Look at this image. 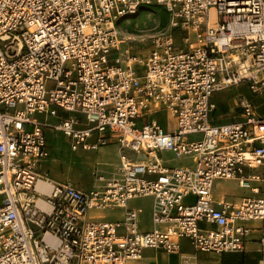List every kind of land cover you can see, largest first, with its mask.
<instances>
[{
  "label": "built area",
  "instance_id": "built-area-1",
  "mask_svg": "<svg viewBox=\"0 0 264 264\" xmlns=\"http://www.w3.org/2000/svg\"><path fill=\"white\" fill-rule=\"evenodd\" d=\"M152 4L170 32L132 54L117 22ZM242 83L264 94V0H0V264H127L178 254L183 239L219 256L253 236L264 264V117L238 96V115L215 119L214 99ZM48 130L71 155L117 144L116 170L88 191L51 178L52 163L40 174ZM161 152L191 165L168 168ZM219 180L252 196L216 199ZM146 197L154 228L143 233L128 203ZM113 209L121 220L89 215Z\"/></svg>",
  "mask_w": 264,
  "mask_h": 264
},
{
  "label": "rangeland",
  "instance_id": "rangeland-1",
  "mask_svg": "<svg viewBox=\"0 0 264 264\" xmlns=\"http://www.w3.org/2000/svg\"><path fill=\"white\" fill-rule=\"evenodd\" d=\"M117 30L124 40L122 47L128 48L132 54L145 56L150 50L151 39L156 36H162L170 32L169 15L162 5L152 4L149 6L141 7L133 16L125 17L117 22ZM176 39H179L178 32L174 34ZM238 96H245L254 106L256 113L264 117V94L256 95L249 91L245 83L237 86L229 87L221 92L217 99L218 110L216 116L224 122L233 120L239 113V110L234 105ZM156 119L167 131H172L174 126L173 118L166 112H160L155 115ZM53 122V121H51ZM48 132H52L49 131ZM47 147L49 151V159L42 168V173H48L51 164V178L58 181L71 184L76 188L83 191H88L90 188V180H92V168H86L85 165L95 167V170L102 171L106 168L103 165H94L92 156L81 158L79 155H74L70 158L67 150V143L65 138L59 135H53L47 140ZM166 157L171 158L170 154H165ZM159 158V156H158ZM96 164L116 163L117 159L114 155L97 154L94 157ZM181 161L173 159L170 165L175 166ZM91 170V171H90ZM44 174V173H43ZM217 194H231L234 196H243L246 192L240 190L234 181H216ZM151 203L150 199H136L129 202V206L133 208H141L142 214L139 217L140 229H151ZM106 214L108 219L118 218L120 210L115 209L112 211L91 212L89 215L98 219V215ZM154 251H147L143 260L129 261L127 264H163L172 262V259H167L159 255L158 261L155 258ZM203 261L206 260V258Z\"/></svg>",
  "mask_w": 264,
  "mask_h": 264
},
{
  "label": "crops",
  "instance_id": "crops-1",
  "mask_svg": "<svg viewBox=\"0 0 264 264\" xmlns=\"http://www.w3.org/2000/svg\"><path fill=\"white\" fill-rule=\"evenodd\" d=\"M217 97L214 99V103L215 104H216ZM218 107H219L218 104H216L215 119H216L217 122L226 123L224 121H221L216 116V112L218 110ZM52 135H53V132H48L47 131L46 132L47 140ZM67 150H68V146H67ZM68 153H69V151H68ZM97 154L114 155V157H116V159H117V162L116 163H108V164H96L94 162V157L97 156ZM118 154H119V151H118L117 144H112V145L103 147V148H101L99 151H97L94 154H92V153H84V152H79V153L75 154V155H79L81 158L82 157L83 158L89 157L88 155H90V156H92V161H93L94 165H103V166L106 167L102 171L95 170V167H91V165H85V167L83 169H81V170H84L87 167L88 168H92V171L91 170L90 171L93 173L92 174L93 178H92V180H90V187L92 186L93 182L95 181V176L96 175L103 176L105 179H109L112 176V174L116 170V166H117V163H118ZM165 154H170L171 158L166 157ZM69 155H70L71 159L74 156V155H71L70 153H69ZM157 155L159 156V159L161 160V162L165 166H167L168 168H180V167H186V166H190L191 165V161L189 159H179L181 162L178 163L175 166H172V165H170V163L173 161L174 157H173V155L171 153L161 152V153H157ZM147 161L148 160H146L145 162H147ZM43 173H42V170H41L40 174H42V175H46L47 174V172H45V171ZM50 176H51V174H50ZM219 181H221V180H219ZM224 181H233V180H224ZM234 182L238 186V183L236 181H234ZM217 185L218 184L215 182L214 190H213V194H214V197L216 199H219L222 196H226L229 202L239 203L242 198L252 196V194L250 193L249 190H244V189L240 188L239 186H238V188L240 190H243V191L246 192L243 196H234V195H231V194H217L216 193ZM254 185L255 186H259L260 184H254ZM139 199H150L152 201V203H151V209H152V207H153V198L146 197V198H139ZM131 201H129V202H131ZM191 201H192V199H188L187 200V202H191ZM1 202H2V196L0 197V204H1ZM128 208L129 209L140 210L139 217L142 214V209L141 208L130 207L129 203H128ZM113 210H115V209H113ZM118 210H120V215H119L118 218L110 220V219H108V217H106V214H101V215L97 216L98 220L99 221L102 220V221H106V222L119 221V220L122 219L124 211L122 209H118ZM108 211H112V210H108ZM150 222H151V229L150 230L140 229V227H139L140 232L145 233V232L152 231L154 227H153V224H152V221H151V216H150ZM138 223H139V221H138ZM255 241H256V237L253 236L249 240V242L246 243L245 252L244 253H226V254H222V255L216 256V255H208V254H202V253L195 254L193 249H192V247L190 246L189 241L186 240V239H183V240L180 241L181 248H180V252L178 254L169 255V254H165V253H162V252H156L155 253V258L158 261V258H159V255H160V256H162L164 258L172 259V262H166L165 261L163 264H178L181 259L190 258V257L196 258L197 262L199 264H217L218 262H220L222 264H258V261L261 259V255L258 252V249H259L258 248V244ZM202 258H206V260L203 261L204 259H202Z\"/></svg>",
  "mask_w": 264,
  "mask_h": 264
},
{
  "label": "bare ground",
  "instance_id": "bare-ground-1",
  "mask_svg": "<svg viewBox=\"0 0 264 264\" xmlns=\"http://www.w3.org/2000/svg\"><path fill=\"white\" fill-rule=\"evenodd\" d=\"M240 28H241V26H232L231 27V31L235 32V31L240 30ZM106 155L107 154H104L103 156L106 157ZM156 158L159 159L158 158V155H156ZM49 186H50L49 183L41 180L38 183V187L37 188H38L39 192L48 193L49 188H50ZM38 205H40L42 208H46L45 205H44V203L39 202Z\"/></svg>",
  "mask_w": 264,
  "mask_h": 264
}]
</instances>
